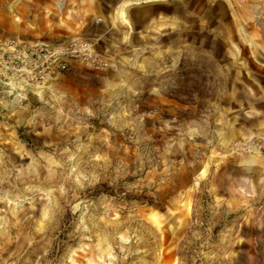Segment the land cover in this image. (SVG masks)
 Masks as SVG:
<instances>
[{
  "label": "rangeland",
  "instance_id": "obj_1",
  "mask_svg": "<svg viewBox=\"0 0 264 264\" xmlns=\"http://www.w3.org/2000/svg\"><path fill=\"white\" fill-rule=\"evenodd\" d=\"M264 0H0V264H264Z\"/></svg>",
  "mask_w": 264,
  "mask_h": 264
},
{
  "label": "built area",
  "instance_id": "obj_2",
  "mask_svg": "<svg viewBox=\"0 0 264 264\" xmlns=\"http://www.w3.org/2000/svg\"><path fill=\"white\" fill-rule=\"evenodd\" d=\"M249 146L261 151L264 154V139H254L249 143Z\"/></svg>",
  "mask_w": 264,
  "mask_h": 264
}]
</instances>
